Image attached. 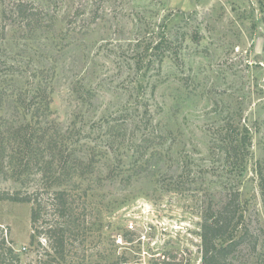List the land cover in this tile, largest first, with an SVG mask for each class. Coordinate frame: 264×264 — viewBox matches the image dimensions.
<instances>
[{
	"label": "rangeland",
	"instance_id": "rangeland-1",
	"mask_svg": "<svg viewBox=\"0 0 264 264\" xmlns=\"http://www.w3.org/2000/svg\"><path fill=\"white\" fill-rule=\"evenodd\" d=\"M18 1L35 30L4 19ZM231 187L253 236L225 264H264V0H0V194L34 193L40 229L67 223L54 191L80 216L59 259L35 204L0 197L13 264H202Z\"/></svg>",
	"mask_w": 264,
	"mask_h": 264
},
{
	"label": "trees",
	"instance_id": "trees-1",
	"mask_svg": "<svg viewBox=\"0 0 264 264\" xmlns=\"http://www.w3.org/2000/svg\"><path fill=\"white\" fill-rule=\"evenodd\" d=\"M9 12L10 14L8 15L5 13L4 19H10L14 24L18 23V26H21L23 21H26L29 25H33L31 21H34V19L38 20L40 18L39 12L35 10L34 5L30 2H15ZM100 17L102 16L99 10H95V14L93 16L94 22L98 21ZM36 27V25H33L34 30ZM169 45V40L167 39H162L158 44H156V46L161 50L167 49ZM37 93L40 96H44L42 91ZM86 94L88 101L94 97L89 90H86ZM11 104L12 107L16 108V101L12 100ZM149 116V114L144 115V123L146 127L151 124ZM123 131L124 132L120 133L119 130H116L112 133H118L120 137L125 140L128 136V132L127 129H124ZM16 133H21V130L18 129V132L16 131ZM153 135L154 134L152 133L143 134L142 140L137 146L136 151L138 153L144 152L150 145H152L155 141L154 139L156 138ZM246 137V135L242 137V142L244 144L248 141ZM5 194L6 193L0 194V197L16 201H28L35 204L32 209V227L34 230L36 229V232L39 235L44 233V236L50 240L51 247L54 248L56 252L55 257L65 259V241L67 233L72 231V229L74 231L80 218V216L72 217L74 213V208L72 207L74 200L70 198L71 193L65 190L52 192L54 195L52 198L54 201L51 203L52 208L55 214L66 218V225L55 226L51 224V226L42 229L38 228L37 224L42 215L44 206L43 202L39 201V199L35 197L34 193L26 194L24 197L11 194L6 196ZM261 195L262 202L264 204V190ZM217 204V206H209L203 213V220L201 223L202 264H225L229 260L230 256H232L241 245L248 243L250 237L253 236L250 230L245 229L240 233V235L234 237V234L238 231V225L242 216L241 212L244 207L243 194L241 190L231 187ZM45 205L48 204L46 203ZM257 243V239L254 240V249L257 247ZM11 252L9 255L0 254V264H13Z\"/></svg>",
	"mask_w": 264,
	"mask_h": 264
},
{
	"label": "built area",
	"instance_id": "built-area-1",
	"mask_svg": "<svg viewBox=\"0 0 264 264\" xmlns=\"http://www.w3.org/2000/svg\"><path fill=\"white\" fill-rule=\"evenodd\" d=\"M10 234H11L10 229L7 226L0 225V254L9 255V253L13 251L14 247L12 246L11 243ZM117 242L122 244V239H118ZM22 250L24 251L27 250V247L24 246Z\"/></svg>",
	"mask_w": 264,
	"mask_h": 264
}]
</instances>
